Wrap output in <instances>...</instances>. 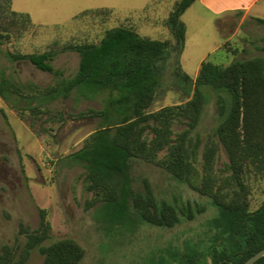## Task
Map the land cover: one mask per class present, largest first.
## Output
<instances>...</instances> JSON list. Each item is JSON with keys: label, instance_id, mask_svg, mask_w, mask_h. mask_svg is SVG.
I'll return each mask as SVG.
<instances>
[{"label": "trees", "instance_id": "obj_1", "mask_svg": "<svg viewBox=\"0 0 264 264\" xmlns=\"http://www.w3.org/2000/svg\"><path fill=\"white\" fill-rule=\"evenodd\" d=\"M12 1L0 3L1 41L20 38L35 26L30 14L12 9ZM196 1L175 3L165 20L172 36L168 39L142 36L120 25L105 30L97 43H54L45 52H10L12 61L28 60L56 81L43 87L17 81L0 69V98L32 129L40 124L38 134L48 131V123L67 121L65 109L57 107L63 101L99 98L101 108L70 113L77 119H98L83 146L66 157L84 169L85 188L93 194L86 209L97 207V219L108 228L148 224L170 229L205 213L201 205L179 207L160 199L148 178L134 177V160L151 163L210 198L222 218L207 250L184 246L172 261L159 264H244L264 249V198L252 209L254 183L264 181V57L227 65L205 60L195 78L187 74L178 59L187 32L182 16ZM111 13L100 8L83 15L106 19ZM257 21L264 24V18ZM66 51L79 54L71 77L53 65L57 54ZM170 67L187 99L152 109L165 94ZM212 93L220 120L204 141L198 129ZM51 231L48 211L40 209L38 228L23 229V244H4L0 264H27L34 250L44 257L42 264H80L85 249L72 238L47 243ZM254 264H264V256Z\"/></svg>", "mask_w": 264, "mask_h": 264}, {"label": "rangeland", "instance_id": "obj_2", "mask_svg": "<svg viewBox=\"0 0 264 264\" xmlns=\"http://www.w3.org/2000/svg\"><path fill=\"white\" fill-rule=\"evenodd\" d=\"M179 0H13L12 9L31 15L35 26L20 38L0 40V69L20 82L33 81L40 86L54 84L56 78L38 69L28 60L12 61L10 52H45L54 43L99 42L105 30L115 26L133 27L142 36L163 40L171 38L165 20ZM2 3V0H0ZM109 8L106 19L83 15L84 12ZM208 0H197L182 16L187 32L178 56L183 70L195 78L201 63L211 60L229 64L234 60L264 57V24L248 19L239 26V19L226 20ZM251 18L264 17V0H258L249 13ZM231 48V49H230ZM66 77L79 67V54L59 52L53 61ZM172 67L164 81L165 94L152 109L177 104L187 96L176 85ZM101 100L68 99L58 104L64 108L67 121L41 125L32 129L29 121L19 117L0 98V250L4 244H23V229L35 230L40 223V209L48 211L52 225L51 239L76 240L86 251L80 264H159L169 263L179 248L202 247L207 250L222 222L220 209L208 197H203L183 183L173 179L164 169L142 160H134L133 175L146 177L155 193L179 207L191 204L206 208L194 220H184L173 228L148 224L105 227L97 219V207L86 209L93 197L85 188L84 169L72 165L66 157L80 149L84 140L96 129L98 119H77L70 113L89 108H101ZM216 96L212 93L206 107L199 134L207 140L219 123ZM52 126V127H51ZM223 166L226 161L221 150ZM264 198V181L254 183L252 209ZM44 257L34 250L27 264H42Z\"/></svg>", "mask_w": 264, "mask_h": 264}, {"label": "crops", "instance_id": "obj_3", "mask_svg": "<svg viewBox=\"0 0 264 264\" xmlns=\"http://www.w3.org/2000/svg\"><path fill=\"white\" fill-rule=\"evenodd\" d=\"M203 1V0H201ZM212 6H217L221 9V12L230 13L226 20H237L239 19V26H242L248 19L251 18L249 13L256 6L258 0H208ZM264 18V17H258ZM258 22V21H257Z\"/></svg>", "mask_w": 264, "mask_h": 264}, {"label": "water", "instance_id": "obj_4", "mask_svg": "<svg viewBox=\"0 0 264 264\" xmlns=\"http://www.w3.org/2000/svg\"><path fill=\"white\" fill-rule=\"evenodd\" d=\"M264 256V249L249 258L244 264H254L258 259Z\"/></svg>", "mask_w": 264, "mask_h": 264}]
</instances>
